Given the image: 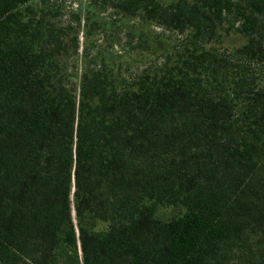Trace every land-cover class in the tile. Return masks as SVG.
<instances>
[{
    "label": "trees",
    "instance_id": "trees-1",
    "mask_svg": "<svg viewBox=\"0 0 264 264\" xmlns=\"http://www.w3.org/2000/svg\"><path fill=\"white\" fill-rule=\"evenodd\" d=\"M66 1L0 0V264H264V0Z\"/></svg>",
    "mask_w": 264,
    "mask_h": 264
},
{
    "label": "rangeland",
    "instance_id": "rangeland-1",
    "mask_svg": "<svg viewBox=\"0 0 264 264\" xmlns=\"http://www.w3.org/2000/svg\"><path fill=\"white\" fill-rule=\"evenodd\" d=\"M80 1L84 2L85 0H80ZM77 3H79V1H75V0H67L66 1L67 5L73 4L75 6ZM97 39H101V37L99 35H95L93 37V41H96ZM241 41H242V39L240 37L234 36L228 40V43L230 45H238L239 43H241Z\"/></svg>",
    "mask_w": 264,
    "mask_h": 264
}]
</instances>
